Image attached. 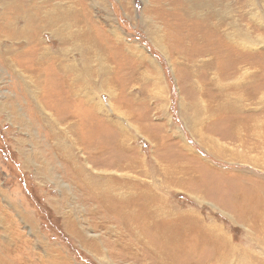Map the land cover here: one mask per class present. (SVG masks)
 Instances as JSON below:
<instances>
[{
	"label": "rangeland",
	"instance_id": "1",
	"mask_svg": "<svg viewBox=\"0 0 264 264\" xmlns=\"http://www.w3.org/2000/svg\"><path fill=\"white\" fill-rule=\"evenodd\" d=\"M11 1L0 0L1 262L153 264V258L147 255L142 246L129 252L119 249V239L123 244L129 242V238L120 235V232L115 236L101 227L99 222L82 221L84 201H78L80 204L78 206L75 200L78 198L77 186L67 178L68 164L58 156L60 140L50 135L51 129L46 124L47 121L57 120L58 114L43 111L47 115L43 118L40 115V118L32 111L33 102L36 100L27 92L29 90L25 84V77L16 71L20 68L33 75L30 74L32 80L25 78L30 88V84H34L44 74L39 65L32 66V61L40 52L43 54V58H40L43 64L49 59L46 57H51L50 59H54L60 66L64 62L63 58L64 63L70 67L76 64L72 71L77 73L80 80L86 79L87 86L92 88L91 96L94 98L91 102L97 107L98 115L96 112L93 114V105L91 108L82 105V99L80 103L76 102L75 118L80 119L77 125L79 130L72 131L74 134L79 132L76 136L78 140L76 147L73 146L75 143L70 141V145L74 147L75 158L79 163L83 161V165L89 167L92 175L104 174L105 170L102 173L99 169L109 167L108 163V166L100 164V159L111 161V157L118 155L119 158L133 157L134 168L127 167L126 170L134 173L135 177L139 176L140 179H137L139 184L152 183L150 185L152 188L156 186V190L167 192L169 197L166 198L167 203L175 205L179 210L191 208L201 213L203 217L210 216L209 220H215L214 222L223 228L231 243L237 247L238 253L249 254L257 251L264 255V234L255 240L253 238L255 234L250 235L253 230L247 223H243L245 218L242 216V221L237 218L240 212L223 207V204L228 203L224 193L230 194L243 187L246 188L244 192L247 198L240 202L249 205L248 188L260 180V177L264 179V174H259L256 169L245 163L229 162L224 155L220 159L215 157L216 146L210 143L207 137L199 138L192 132V123L187 116V112H191L192 109L187 106L198 101L197 107L201 110L207 102L210 104L214 94L209 84L211 73L220 69L223 72L221 67L224 58L212 61L216 69L214 66L213 69L210 68L209 74L203 65L195 66L196 63L193 69H186L185 60L189 57L190 48L193 50L196 47L203 48L194 43L193 36L186 34L183 23H189L190 19L182 20L163 14L161 9L154 6L158 0H33L38 7L36 11L40 12V9L44 8L42 11L54 16L53 24L47 25L48 15L41 20H35L33 17L31 22L27 16L24 17L23 13L19 12V0L12 4L16 6L15 15L14 10L1 7L3 3ZM239 1L244 3L240 13L236 9L231 11L234 5L230 3L227 7L218 4L214 5V10L210 8L213 12L216 10L217 14L214 18L217 22L215 25L217 31L213 36L214 45L220 44V48L212 47L217 48L216 50L223 49L221 52L224 53L226 41L232 42L233 48L230 51L232 58L236 56L234 49L238 45L241 52L239 56L243 62L240 66L245 69L248 79H253V85L257 82L262 87L264 0ZM152 5L154 7L151 8ZM208 10L205 6L199 7L194 12V17L208 15ZM10 13L13 17L10 20L14 22L8 31L3 26ZM186 14L193 16L192 12ZM210 14L212 15V12ZM238 16H243V20L239 21ZM69 22L72 24L70 30L78 34L73 46L65 45L61 38L59 39L60 30ZM31 23H34L36 28H33ZM201 32L200 30V34ZM81 56H87V60L84 61L88 62L89 74L86 76H80L78 72L83 65ZM46 67H43L45 73ZM77 83L79 87V81ZM226 83L223 81L222 84ZM44 89L43 83L40 82L38 88L32 92L41 97L40 91L43 92ZM53 89L54 87L52 91ZM55 91L52 93L53 98L64 96L60 88H55ZM261 95H263L261 100H264V89ZM49 98L53 99L51 95ZM37 101L45 108L44 101L41 99ZM67 106L71 108L70 103H67ZM210 118L206 119L205 123L210 121L215 137H221L223 142H228L226 139H230L231 136L227 129V120L219 118L218 113L213 120ZM115 125L127 136L121 139L125 141L126 150L119 148L118 151L111 147L116 136ZM93 140L107 142L103 153L97 150V147L91 146ZM61 142L69 144L64 140ZM84 156L89 158L85 159ZM172 165L181 170L187 168V176H191V180L193 178L199 180V177L204 176L209 182L213 181L210 186L204 188L208 195L195 199L196 194L189 185L171 188L163 185L167 184V180L178 181L168 174L177 175L173 173L176 172L175 169L171 172L167 169ZM143 168L148 169L146 171L153 175L141 176ZM118 170L119 173L125 171L124 166L119 164ZM157 180L160 181L158 184L160 187H157ZM217 194L219 197H216ZM63 197L66 200L61 201ZM55 199L59 200L57 204H54ZM54 205L62 213L72 210L75 217L81 220L79 223L74 220L77 227L81 228L86 237L80 233L74 234L69 224L65 223L67 218ZM259 213L251 212L249 219L253 222L263 219V208H259ZM107 223L116 225L114 220ZM145 235H141L143 241L147 240L148 236ZM94 243L98 249L94 248ZM207 253L210 252L209 244L206 243L200 244L198 251L193 252L195 258L200 257L201 261L206 259ZM134 254L136 260L133 259ZM238 257L239 254L234 255L229 263L239 264L236 259ZM181 259L174 255L173 264H183Z\"/></svg>",
	"mask_w": 264,
	"mask_h": 264
},
{
	"label": "bare ground",
	"instance_id": "2",
	"mask_svg": "<svg viewBox=\"0 0 264 264\" xmlns=\"http://www.w3.org/2000/svg\"><path fill=\"white\" fill-rule=\"evenodd\" d=\"M14 1L17 2V0H12L11 2L3 3L1 7L11 9V11L14 10L13 14L15 15L17 11H15L16 6L12 5L16 4ZM33 2V0H19L20 4L18 6L20 9L19 12L21 14L23 13L22 15H24V17L27 16L30 22L33 20V17L35 20H41L42 17H46L48 15L47 12L42 11L44 8H41L40 12L36 11L38 10V7L36 6L37 4ZM228 3L234 5L231 11L236 9L238 13H240V9H242V5L244 4L240 3L239 0H158L154 6L161 9L163 14L172 15L176 18L179 17L182 18V20L185 18L190 19L189 23H183L186 27V34L188 36H193L192 38L194 43L197 46H202L203 48L200 49L195 45L194 46L196 48L194 50L190 48L191 55L189 54V57H187L185 60L186 69H193V65L196 63L195 66L203 65L209 74L211 71L210 68L213 69L214 66V69H216L215 63L212 61L218 58H224L223 65L221 67L223 72H221V69L219 68V71L216 72L214 70L211 73L212 76L210 78L211 81L209 84L213 88L211 90L214 91V94L210 104L207 102L204 108L201 110L198 109V101H194L187 106L191 107L192 109L191 112H187V116L192 123V132L196 136L198 135L199 138L207 137L208 141L216 146L215 157H219L220 159L224 155V158H227L229 162L239 161L245 163L252 169H256L259 174L263 175L264 100H261L263 98V95L261 94L264 86L260 87L257 82H254L256 84L253 85V79H248L249 77L246 76L245 69L240 66L243 62L239 56L241 52H239L238 45L234 49V51H236V56L231 55L233 56L232 58L230 57V51L233 48L232 42L226 41L224 53L221 52L223 49L216 50L217 48H220V44L214 45L215 39L213 36L217 31V28H215L217 22L214 20L217 14L215 13L216 10L213 12L214 5L218 6V4H224L227 7ZM154 6L152 5L151 8ZM202 6H205L209 9L208 15H205L201 18L194 17V12ZM188 12H192L193 16H191V14H186ZM210 12H212V15ZM2 15L1 17H3ZM10 18H13L11 13L3 26L8 31L11 28V24L14 22L11 21ZM236 18L237 17H235V21ZM53 19L54 16L49 14L46 19L47 25H52ZM238 20L242 21L243 16H240ZM179 24L180 23H178V25ZM170 25L173 27V23ZM31 26L36 28L34 23H31ZM71 26L72 24L69 22L67 26L62 27L59 32V39L61 38V42L63 44L65 43V45L73 46L76 42L78 34L70 30L69 27ZM200 30L202 31L201 34ZM222 30L223 29H221V31ZM193 32L194 35H192ZM184 46L186 45L184 44ZM212 46H216L217 48ZM7 49L10 48L7 47ZM86 57L87 56H81L83 59V65L78 71L80 72V76H86L89 74V65H87L88 62L84 61ZM40 58H43V54L41 52L37 58L35 56V59L32 61V66L36 67L39 65L44 74L42 75L41 79L36 80L34 84L31 83L30 88L28 87L25 78L32 80L33 75L30 73L32 75L30 76L28 72L25 70L22 71L20 68H18L19 70H16V66H14V69L19 74H21L23 78L25 77V84L29 90L27 92L33 99L36 100L33 102L34 107H32V111H35L39 117L41 115L42 118L43 116L47 115V113H44L43 111L54 112L55 114H58L56 115L58 118L57 120L47 121L46 124L51 129L50 135L56 136L57 139L60 140V151L58 156L63 160V162L68 164L67 178L73 185L77 186L76 190L78 198H75L74 196L73 197L75 198L78 206L80 205L78 201H84L83 213L81 214L82 221L84 220L85 223H88L89 221L93 223L99 222L101 227H104L107 231L113 233L115 236L120 232V235L129 238V242L127 241L123 244L122 240L119 239V249L129 252L135 250V248L138 250V247L142 246L146 250L147 255H151L149 257L153 258V264H173L172 260L174 255H176L177 258H183V260L181 259L183 264H230L229 262L231 261V258L238 254L239 257L236 259L239 264H264V255L260 252L253 251L249 254L243 252L238 253L237 247L231 243L230 238L227 236L223 228L219 224L215 223V220H209V214L207 215L208 217H203L201 216V213L191 208H180L181 210H179V208H175V205H170L167 203L168 201L166 198L169 199L167 192L165 193L163 191L156 190V186L152 188L150 186L152 183L139 184L137 181V179H140L139 176L135 177L134 173L133 175L129 172V170H126L128 169L127 167H133V157L119 158L118 155L111 157V161H101L100 159V164L108 163L109 167L105 169H101L103 168L101 167L99 169V172L102 173L105 170L104 174H97L98 176L92 175V173L89 171V167L87 168L84 166L83 161L82 163H79V160L75 158V153L73 150V148L76 147V143L78 141L76 136L79 133L78 132L77 134H74L73 132H75V130L77 131V125L80 121V119L75 118L77 110L75 107L76 102L80 103V99H82V105L85 104L87 107L91 108L93 105L91 100L94 98L91 96L92 88L87 86L86 79L80 80L77 73L72 71L76 68V64L71 65L70 67L64 63L65 58H63L64 62L60 66L54 59H50L51 57H46L49 59L46 60L47 63L43 64L40 61ZM35 62L38 63L36 64ZM46 66H48V68ZM43 67H46V73ZM35 70H37V68H35ZM227 70L229 72H227ZM67 73H69V76H67ZM77 79L79 81V87ZM223 81H226L227 83L222 84ZM40 82L43 83V86L45 87L44 90H46L45 92L44 90L43 92L40 91L41 97L32 92L38 88ZM53 87L54 89L52 91ZM55 88H60L64 96L53 98L54 94L52 93L56 92ZM49 95H51L53 99H50ZM39 99L45 102V108L41 107L40 103L37 101ZM67 103L71 104V108L67 106ZM92 110L94 112L93 114L96 112L98 115L99 111H97L98 109L96 106L93 105ZM217 113L219 118H225L228 122L227 129L231 138L228 139L227 136L226 141L228 142L226 143L222 141L221 137H215L213 133L214 130L210 125V121L205 123V120L209 117H211L210 119L213 120L214 117L217 116ZM200 114L203 115L200 116ZM199 116L200 120H198ZM194 123L195 125H193ZM205 124L206 127H204ZM208 127H210V130H208ZM120 129L118 126L115 127L116 136L113 139V143L111 145V147H114L118 151L119 148L126 150L125 141L121 139H125L127 136ZM61 140H64L69 144L65 145L63 142H61ZM70 141L75 143L73 145L74 147L70 145ZM91 142V146L97 147V150H101L102 153L107 146L106 141H96L97 145L94 140ZM225 144H227V146ZM86 156L88 155L86 154ZM86 156H84L85 159L89 158ZM141 162L143 161L141 160ZM108 164L106 166H108ZM119 164L124 166L125 171L119 173ZM167 169L170 170L169 172L175 169L176 172L174 171L173 173H177V175L168 172L167 173L173 176L174 179L178 180L174 182L167 180V184H163L167 186V188L184 184L189 185L190 189L193 190V193L196 194L194 195L195 199H200L201 197L203 198V195H208V192L205 191L204 188L210 186L211 182L213 181L209 182L206 178H204V176L199 177V180L204 178L201 181L194 178L191 180V176H187V168L185 170H181V168L172 165V167L168 166ZM146 170L148 169H144V171L141 173V176L153 175L148 173ZM111 172H113V175H111ZM106 173L108 174L106 175ZM158 181L159 180L156 181L157 187H160V185H158L160 181ZM258 182L261 183L257 184ZM248 189L250 190V196L247 199V201L250 203L249 205L245 202H240L245 201L247 198L245 197L246 192H244L246 188L243 187L240 188L239 191L236 189L230 192V194L228 192L224 193L228 203L227 205L223 204V207H228V209L233 212H240L237 214V218L240 220L242 219V216L245 218L243 219L245 221L243 223H247L248 225H246L249 226L251 230H253L250 235L255 234L253 238L257 240L262 234H264V216L262 217L263 219L258 218L259 220L254 222L252 219H249V216L251 215V212H253V214H258L259 208H263L264 210V179L260 177V180H257ZM164 191H166V189H164ZM217 195L218 196L216 197H219V194ZM64 200H66L65 197L61 199V201ZM58 201V199H55L54 204H57ZM175 209L178 210L174 211ZM57 210L60 211L58 208ZM60 213L62 212L60 211ZM62 214L67 218L65 219V223L69 224L74 234L80 233L81 236L86 237L81 231V228L77 227V222L79 223L81 220L75 217L72 210L70 212H63ZM259 215L261 214L259 213ZM113 220L116 225L107 223L112 222ZM112 225L114 227H112ZM143 234H146V237L148 236L147 240L143 241L141 239V235ZM131 240L132 243H130ZM204 243L209 244L210 253H207L205 256L206 259L201 261L199 260L200 257L197 259L195 258L193 252L198 251V246ZM94 244V248L98 249L96 246L97 244ZM133 259H137L135 254ZM53 263L59 264L56 261H53ZM0 264H3L1 262V258Z\"/></svg>",
	"mask_w": 264,
	"mask_h": 264
}]
</instances>
